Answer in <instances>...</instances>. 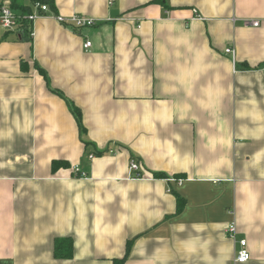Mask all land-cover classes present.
I'll list each match as a JSON object with an SVG mask.
<instances>
[{
	"label": "crops",
	"instance_id": "1",
	"mask_svg": "<svg viewBox=\"0 0 264 264\" xmlns=\"http://www.w3.org/2000/svg\"><path fill=\"white\" fill-rule=\"evenodd\" d=\"M53 1L0 21V264H264V0Z\"/></svg>",
	"mask_w": 264,
	"mask_h": 264
},
{
	"label": "built area",
	"instance_id": "2",
	"mask_svg": "<svg viewBox=\"0 0 264 264\" xmlns=\"http://www.w3.org/2000/svg\"><path fill=\"white\" fill-rule=\"evenodd\" d=\"M51 9L47 4H35L33 12L26 14L25 16L17 15L8 4H3L0 7V21L3 27L7 29L19 28L23 23H27V29L29 31V35L33 36V22L42 15H51ZM52 16L61 24L65 26H71L76 29H83L88 27H93L97 24L96 20L91 17H86L78 13H74L71 16H64L60 14L53 13ZM92 45L91 41H87L85 43V47L88 48ZM235 50L233 47L227 48L226 53L234 54ZM93 155H90V158ZM130 171L131 177L133 178H141L142 172L140 170L139 161L135 158L131 159L130 162ZM75 176L78 177H87V173L81 170L80 166H74ZM227 233L231 239H237V224L236 222L230 223L227 228ZM239 246L234 255L232 264H242L251 259V253L247 247V240L245 238L238 239Z\"/></svg>",
	"mask_w": 264,
	"mask_h": 264
},
{
	"label": "trees",
	"instance_id": "3",
	"mask_svg": "<svg viewBox=\"0 0 264 264\" xmlns=\"http://www.w3.org/2000/svg\"><path fill=\"white\" fill-rule=\"evenodd\" d=\"M30 1V4H25V0H9V7L17 14L20 16H25L26 14H29L31 12H33L35 4L39 3V4H47L50 9L54 8V1L53 0H28ZM3 5V3H0V7ZM57 93H59L61 95V92L56 90ZM68 104L69 107L71 109V111L73 112V114L75 115L78 124H79V129L81 132L85 131V127L83 125V121H82V114H81V110L75 106V104H73L72 102H70L68 99ZM99 153H103V152H99ZM134 158V157H133ZM132 158V159H133ZM136 159V158H135ZM138 160V159H136ZM58 161H55L53 164L54 166H56V164H58ZM155 175L157 177H166V174L163 172H156ZM182 204V198H179V205ZM132 246V240L128 241L127 243V250H126V255L125 257L128 255L130 249ZM73 252V242L71 239H61V240H57L56 244H55V255L57 257H69L72 255ZM125 257L122 259H116L114 264H123Z\"/></svg>",
	"mask_w": 264,
	"mask_h": 264
}]
</instances>
